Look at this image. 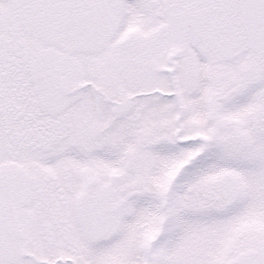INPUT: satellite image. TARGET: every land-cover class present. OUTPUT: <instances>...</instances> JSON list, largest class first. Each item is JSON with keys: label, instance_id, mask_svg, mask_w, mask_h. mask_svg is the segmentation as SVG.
<instances>
[{"label": "snow or ice", "instance_id": "1", "mask_svg": "<svg viewBox=\"0 0 264 264\" xmlns=\"http://www.w3.org/2000/svg\"><path fill=\"white\" fill-rule=\"evenodd\" d=\"M0 264H264V0H0Z\"/></svg>", "mask_w": 264, "mask_h": 264}]
</instances>
